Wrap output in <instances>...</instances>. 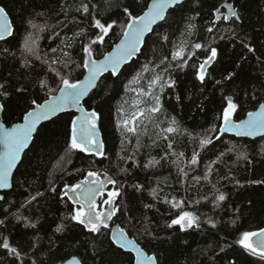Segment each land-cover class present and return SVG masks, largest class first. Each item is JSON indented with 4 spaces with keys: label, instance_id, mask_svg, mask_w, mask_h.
Here are the masks:
<instances>
[{
    "label": "trees",
    "instance_id": "16d2710c",
    "mask_svg": "<svg viewBox=\"0 0 264 264\" xmlns=\"http://www.w3.org/2000/svg\"><path fill=\"white\" fill-rule=\"evenodd\" d=\"M149 1L0 0L14 26V36L0 41V83L8 91L7 97L0 96L5 105L4 123L21 120L32 99L42 102L46 98L39 80L57 87V72L66 70L52 61L65 60L64 52L69 53L68 60L81 61L82 44L97 31L90 27L92 16L102 22L124 20L125 6L140 14ZM84 3L89 4V14L77 10ZM223 3L232 4L241 18L216 20L213 13L219 7L224 10ZM29 21L43 31L32 29ZM189 23L195 26L191 34L187 32ZM209 27L213 28L211 33ZM81 30L83 35L77 37ZM119 32L117 25L105 38L106 43L97 46L96 58L118 41ZM30 33L37 38L41 59L30 56L29 66L22 67L21 47ZM241 40L254 51L244 48ZM66 42L72 46L65 47ZM182 42L188 45L186 52L193 51L194 43L202 48L194 50L195 55L180 68L171 54ZM212 47L218 55L202 84L196 79V70ZM5 48L11 54L4 53ZM230 72L235 76L225 79ZM157 75L161 80L150 87ZM77 76L78 72L72 73L73 78ZM97 85L82 105L100 115L104 157L67 151L75 112H63L43 122L13 173L10 189L2 193L0 243L7 238L21 252L23 264H61L71 255H77L82 264H132L133 254L112 244L110 232L91 234L67 218L73 205L67 197L62 198V188L82 179L94 166L111 174L121 187L116 200L120 211L111 223L119 224L147 253L158 257L159 264H264L235 243L242 232L264 228V184L252 183L264 180V137L224 133L206 147L199 144L208 129L219 124L217 117L225 97L231 96L239 104L236 120L264 103V0H185L169 9L166 20L153 27L141 51L123 65L118 76L107 73ZM17 88L25 90L17 92ZM149 91L151 96L143 94ZM156 96L160 112L152 115L151 123L146 119L139 126L138 135L127 133L123 119L136 107L153 106ZM170 125L177 131L164 140L161 129ZM194 152L198 153V163L191 165L188 161ZM241 153L247 159L241 158ZM178 158L184 173L173 163ZM149 161L159 163L145 167ZM217 189L226 195L220 207L213 203ZM173 202L180 207H172ZM181 211L197 216L200 227L184 232L177 226L168 228ZM60 225L64 230L57 232ZM0 264L21 261L0 248Z\"/></svg>",
    "mask_w": 264,
    "mask_h": 264
},
{
    "label": "snow or ice",
    "instance_id": "6c2138e0",
    "mask_svg": "<svg viewBox=\"0 0 264 264\" xmlns=\"http://www.w3.org/2000/svg\"><path fill=\"white\" fill-rule=\"evenodd\" d=\"M179 5H181V0H151L150 3L146 4L140 14H135L133 11H130L128 6H125L123 8L124 20L112 19L102 22L101 19L92 16L90 27L97 31L94 37L89 38L87 43L82 44L81 51L83 55L81 61L68 60L69 53L67 52L63 53L67 62L59 58L52 61V63L62 64L66 70L64 73L57 72V87L52 88L47 81L43 79L39 80V87L42 90H46V98L42 102L37 99H32L28 107L22 112L21 122L15 123L11 127H7L6 124H0V189L10 187V178L13 175L12 170L16 167L21 153L28 147L29 141L33 140L34 134L38 132V126L42 122L50 121L57 114L71 108L77 109L80 115L74 116L70 121V134L66 142L67 151L82 153L91 157H104V144L98 139L99 131L97 121L100 120V115L96 110H86L81 102L90 90L98 86L97 81L104 73H110L113 77L118 76L122 65L126 64L141 51L142 46L145 44L146 35L153 31V25H156L159 21H165L168 9ZM93 7L95 6L93 5ZM227 9V14H223L220 12V9H216L213 15L217 19L222 18L224 21H228L231 18L235 20L241 18L237 9L232 4H228ZM77 10L84 14H89V4L84 3ZM28 23L32 29L43 31L42 27H38L32 21ZM212 23L215 24V20ZM117 25L120 27V32L116 34L119 42L112 46L111 51L105 50L101 54L103 58H96L97 46H103L106 43L105 38L110 36V33L113 32ZM194 27V25L189 23L187 28L188 34H191ZM207 31L211 33L213 28L209 27ZM75 35L77 37L82 36L83 30L77 32ZM13 36V22L9 19L8 11L3 6H0V41L7 42ZM164 39L166 40L167 37L165 36ZM241 43L249 52L254 51L248 43L243 40H241ZM71 46L70 42L65 43V47L70 48ZM187 47L188 45L182 42L181 46L176 48L171 54L172 60L179 62L178 67L180 68H183L188 60L195 55L194 50L201 49L202 45L200 43H194L191 45L193 51L186 52ZM52 51L55 53L56 49H52ZM3 52L9 53V50L5 48ZM21 52L23 54L21 59L22 67L29 66L28 57L30 56L38 60L41 59L38 54L37 38L33 34L30 33L25 39L21 47ZM217 55V49L212 47L206 59L197 67L196 79L202 84L205 82L206 76L209 75L208 67L213 64ZM165 59L167 58L165 57ZM42 63L47 64L49 61L42 60ZM161 63H164V60ZM167 70L166 67L164 71ZM73 72H78V76L83 75L84 78L82 80L78 76L77 78H73ZM234 76L235 73L230 72L225 76V79L231 80ZM138 78L139 74L137 77H134V79ZM160 80L161 77L157 75L151 80L150 87L155 86ZM216 83L220 84L221 81L218 80ZM168 86L171 87L172 84L170 83ZM24 90L23 88L16 89L17 92H23ZM143 94L151 96L152 92L149 91ZM0 96H8L6 85L3 83H0ZM238 107L239 104L233 97H225V103L217 117L219 124L210 127L208 132L199 139V144L202 148L211 144L213 139L219 140L220 134L224 133H232L237 137H252L256 135L264 137V103H259L256 110L247 112L246 118L241 120L235 119ZM4 108L5 105L0 104V111H3ZM160 110V99L156 96L153 106L147 109L136 107V110L128 118L123 119V128L127 133L138 135L139 126L146 119L151 123L152 115L159 113ZM172 123H175L174 119ZM146 127L145 125V129ZM176 131L177 129L171 125L161 129V132L165 133L162 139L169 140L170 137L167 134H172ZM209 133L215 135H210ZM137 146H139V140L137 141ZM168 148L171 152L173 148L171 143L168 144ZM228 150L231 151V149ZM179 155L182 157L183 153ZM197 157L198 153L194 152L188 163L196 165L198 163ZM241 158L247 159L244 153H241ZM158 163L159 161H149L145 167L154 166ZM173 163L177 164L181 173H184V168L180 167L181 162L179 158L174 160ZM210 171L211 168H209ZM116 183L117 181L113 177L105 175L101 179V173L98 170L89 169L79 182L65 184L62 190V198L67 197L68 201H71L73 204L72 210L67 218L75 222V224L83 226V229L91 234H106L110 232L112 244L116 245L118 249H124L128 253L134 254L132 264H159L158 257L147 253L134 239H129L125 229L119 227L116 229L109 228V221L120 211L116 199L121 195V192L118 188H114L107 192V198L103 197L105 185L115 186ZM252 183L264 184V180L252 181ZM52 190L55 191L54 188ZM225 201V193L217 189L213 199L214 206L220 207ZM104 206L107 207L105 208ZM145 207L151 206L145 205ZM172 207H180V204L173 202ZM210 223L211 227H216L215 222ZM32 226L34 227V225ZM174 226H177L181 232L194 227L199 228V218L189 211H181L178 216L171 219L170 223L167 224L168 228H173ZM63 230V225L57 226L56 228L57 232ZM235 243L245 252L259 257L261 261H264V228L258 231L242 232ZM0 248L7 250L10 256H14L23 264L21 252L16 247H13L7 238L0 243ZM223 250V248L220 249V251ZM33 264H35V261H33Z\"/></svg>",
    "mask_w": 264,
    "mask_h": 264
},
{
    "label": "water",
    "instance_id": "95a60500",
    "mask_svg": "<svg viewBox=\"0 0 264 264\" xmlns=\"http://www.w3.org/2000/svg\"><path fill=\"white\" fill-rule=\"evenodd\" d=\"M185 0H181V3L182 2H184ZM151 2V0L149 1V3ZM223 6H225V9L226 10H223V12H221V13H225V14H227V11H228V9H227V5H228V3H223L222 4ZM0 6H2V5H0ZM174 7V6H173ZM172 7V8H173ZM169 9H171V8H169ZM169 9H168V11H169ZM216 9H219V8H216ZM167 11V12H168ZM167 12H166V14H167ZM9 19L11 20V18H10V16H9ZM215 19L217 20V18L215 17ZM160 22H162V21H159L157 24H159ZM156 24V25H157ZM155 25H153V27H154ZM148 35V34H147ZM146 35V36H147ZM119 42V40L116 42V43H118ZM112 48V47H111ZM111 48L108 50V51H111ZM138 54V53H137ZM137 54L133 57V58H135L136 56H137ZM99 58H103L102 56H100ZM133 58H131L128 62H130ZM127 62V63H128ZM125 65V64H124ZM122 67H123V65H122ZM121 67V68H122ZM105 74H107V73H104L103 74V76L105 75ZM102 76V77H103ZM102 77H100L99 79H98V81H97V84L99 83V81H100V79L102 78ZM84 77H83V75L81 76V80L83 79ZM94 89V88H93ZM92 89V90H93ZM92 90H90V92L88 93V95L91 93V91ZM88 95H86L85 97H84V99L88 96ZM84 99L82 100V102L84 101ZM81 102V103H82ZM0 104H2L1 103V101H0ZM84 106V105H83ZM85 108V107H84ZM258 108V106L254 109V110H256ZM86 109V108H85ZM87 110V109H86ZM254 110H252V111H254ZM69 111H73V112H75V116H79L80 115V112L77 110V109H75V108H71V109H69V110H67V111H65V112H69ZM2 113H3V111H0V124H5L4 123V121H3V118H2ZM63 113V112H62ZM60 114V113H59ZM58 115V114H57ZM246 118V115L242 118V119H245ZM241 120V119H240ZM18 122H21V120H19V121H15V122H13V123H11L10 125H6L7 127H11L13 124H15V123H18ZM43 123V122H42ZM39 127V126H38ZM97 127H98V131H99V135H98V139L103 143V140H102V136H101V133H100V130H99V125H98V122H97ZM227 134H232V133H227ZM233 135V134H232ZM242 137H246V138H250V139H254V138H257V137H262V136H260V135H256V136H252V137H247V136H242ZM31 142H32V140L31 141H29V145L31 144ZM29 145H28V147H29ZM27 147V148H28ZM27 148H25V150L27 149ZM24 150V151H25ZM24 151L21 153V155H20V159L17 161V165H16V167L18 166V164H19V162H20V160H21V157H22V155H23V153H24ZM16 167H14L13 168V170H12V173H14V171H15V169H16ZM105 175H107V176H110L108 173H106ZM13 176V175H12ZM11 185H12V177L10 178V187H11ZM107 185L108 184H106L105 185V189H106V187H107ZM10 187H8V188H6V189H0V197H3V192L4 191H7L8 189H10ZM62 194V193H61ZM0 221H1V218H0ZM110 222V221H109ZM122 228L119 224H117V223H114V224H112L111 225V227H110V229H116V228ZM110 235H111V233H110ZM128 235V234H127ZM128 238L129 239H134L133 237H131V236H129L128 235ZM135 240V239H134ZM136 241V240H135ZM137 243V242H136ZM141 247V246H140ZM124 250V249H123ZM126 251V250H125ZM133 258H134V254H133ZM61 264H82V261H81V259L77 256V255H71V256H69L68 258H66Z\"/></svg>",
    "mask_w": 264,
    "mask_h": 264
},
{
    "label": "flooded vegetation",
    "instance_id": "af4514ba",
    "mask_svg": "<svg viewBox=\"0 0 264 264\" xmlns=\"http://www.w3.org/2000/svg\"><path fill=\"white\" fill-rule=\"evenodd\" d=\"M101 178H104V174L101 175ZM114 188H115L114 185H109L108 184L107 189L105 190V193H104V197L103 198H107V195H106L107 192L113 190ZM104 207L106 208L107 206H104ZM112 220H113V218H112ZM112 220L110 221V224H111Z\"/></svg>",
    "mask_w": 264,
    "mask_h": 264
},
{
    "label": "rangeland",
    "instance_id": "374dc122",
    "mask_svg": "<svg viewBox=\"0 0 264 264\" xmlns=\"http://www.w3.org/2000/svg\"><path fill=\"white\" fill-rule=\"evenodd\" d=\"M89 169H94V170H96L94 166H93V167H90ZM89 169H87V171H88ZM101 174H102V173H101ZM117 185H118L117 188H118V189L120 190V192H121V187L119 186L118 183L116 184V186H117ZM115 188H116V187H115ZM112 221L114 222V220H112Z\"/></svg>",
    "mask_w": 264,
    "mask_h": 264
},
{
    "label": "bare ground",
    "instance_id": "6f19581e",
    "mask_svg": "<svg viewBox=\"0 0 264 264\" xmlns=\"http://www.w3.org/2000/svg\"><path fill=\"white\" fill-rule=\"evenodd\" d=\"M149 34V33H148ZM26 151V150H25Z\"/></svg>",
    "mask_w": 264,
    "mask_h": 264
}]
</instances>
